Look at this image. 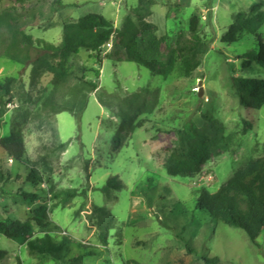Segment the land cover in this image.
Wrapping results in <instances>:
<instances>
[{"label": "rangeland", "instance_id": "obj_1", "mask_svg": "<svg viewBox=\"0 0 264 264\" xmlns=\"http://www.w3.org/2000/svg\"><path fill=\"white\" fill-rule=\"evenodd\" d=\"M261 1L32 0L19 4L0 0V13L12 11L16 19L12 27H0V83L13 78L10 94L0 90V139L22 127L31 159L42 172L48 167L53 170L52 185H33L28 181L30 169L1 151L0 221H31L35 238L48 233L68 247L63 258L55 260L0 235V251L6 252L0 264H18V258L22 264H216L208 262L216 258L221 260L217 264H264V235L259 237V249L243 230L216 223L196 207L202 190L218 192L237 171L264 158V107H240L232 88V76L264 78V66L255 63L250 70L242 66L248 51L264 60V25L257 36L245 34L235 44L221 41L237 15L249 14ZM141 4L146 20L156 25L162 39L164 61L172 51L176 53L177 66L168 78L134 62L108 59L112 40L99 54L101 67L95 54L82 49L68 63L69 81L55 89L53 74L41 62L42 47L29 46L20 38L25 33L58 46L64 24L93 13L121 28L125 17ZM193 17L197 18L195 32ZM197 42L201 51H208L199 67L188 70L186 60L200 59L193 50ZM99 71L100 89L89 94L79 80L94 81ZM99 95H104L109 108L100 103ZM85 96L88 106L81 122L70 112L54 115L45 106L54 97L57 107L78 110ZM213 123L223 125L225 131L211 159L194 177L168 175L163 150L177 145L178 136L157 132L155 126L188 132L192 127L209 130ZM118 132L121 140L115 149ZM62 142L68 144L64 149L59 146ZM112 177L123 188L107 196L101 188ZM71 188L87 194L67 203L54 199L55 191ZM23 193H35L40 200L27 201L20 196ZM40 205L50 210L51 226L46 231L33 221ZM94 205L117 219L108 248L98 239ZM91 250L97 254L75 260Z\"/></svg>", "mask_w": 264, "mask_h": 264}, {"label": "trees", "instance_id": "obj_2", "mask_svg": "<svg viewBox=\"0 0 264 264\" xmlns=\"http://www.w3.org/2000/svg\"><path fill=\"white\" fill-rule=\"evenodd\" d=\"M19 4H26L32 0H10ZM145 8L141 4L138 8L132 9L128 14L121 28H115L114 23L100 14H87L76 22H69L63 25V36L60 45L56 46L44 40H34L32 36L22 33L20 38L29 46H41L43 49L44 62L53 74V85L59 89L66 84L72 76L68 63L77 56L82 49L95 54L97 64L101 67L102 60L99 58L103 47L114 41L113 48L107 54V58L117 63L128 61L134 62L141 67L148 69L153 75L168 78L177 66V57L174 51L164 61L161 51L162 39L156 34L155 24L146 20ZM16 22L15 14L12 11L0 13V27H12ZM197 18L192 19V31H196ZM264 25V2L261 1L252 6L250 13H239L222 36V43L235 44L241 41L245 34L257 36ZM19 37V36H18ZM198 40V39H197ZM200 42L193 48L194 54H199L200 59L195 63L185 61L187 69L199 67L202 57L207 53L208 48L200 50ZM209 47V45H207ZM257 63L264 66L258 54L254 51L245 53L243 69L250 70ZM94 81L81 78L80 86L85 88L87 93H95L100 89V71L95 74ZM13 78L7 79L5 84L0 83V90L6 94L11 93ZM232 88L239 105L245 109L260 110L264 107V78H244L232 76ZM107 94V93H105ZM104 95H99L100 103L109 108ZM135 97L139 95L135 94ZM132 105V102L130 103ZM45 106L51 113L57 115L61 112H70L81 122L82 116L88 106V96L84 97L80 108H68L56 106L54 97L45 102ZM124 121L121 130L124 128ZM157 132L165 134L175 133L178 136L177 145L166 147L164 165L168 175L172 177H194L210 159L214 147L221 142L222 134L225 131L223 125L213 123L209 130L206 127H192L190 131L167 129L155 126ZM120 130V131H121ZM119 131V132H120ZM119 132L114 138L116 147L119 148ZM213 135V138L210 136ZM67 143H61L60 148H66ZM4 151L10 158L30 169L28 181L33 185H52V169L42 172L37 162L33 161L28 153L24 131L22 127L15 128L10 135L0 139V153ZM43 164H47L46 160ZM0 177L2 175L0 174ZM123 188V184L116 177L110 178L101 191L107 196L112 191ZM86 190L67 189L55 191L54 199H60L67 203L71 199L86 195ZM25 200L36 202L40 197L35 193L20 194ZM196 207L206 211L214 222L223 223L230 227L243 230L251 242L260 249L259 237L264 235V158L251 161L224 185L218 192L211 193L207 189L200 192ZM93 212L98 216V239L103 247L108 248L110 231L115 229L117 219L104 207L95 206ZM33 221L36 226L46 231L51 226L50 210L47 205L38 206L33 212ZM0 235L13 240L21 245H27L30 252L42 256H48L55 260H61L68 251L66 241H57L52 235L45 234L42 238H35V229L31 221L6 219L0 221ZM6 252L0 251V258L3 259ZM96 250L85 252L75 260L96 255ZM216 258L209 263H220ZM18 264H22L18 258ZM135 264H139L135 262Z\"/></svg>", "mask_w": 264, "mask_h": 264}, {"label": "water", "instance_id": "obj_3", "mask_svg": "<svg viewBox=\"0 0 264 264\" xmlns=\"http://www.w3.org/2000/svg\"><path fill=\"white\" fill-rule=\"evenodd\" d=\"M203 95V88H201L200 92H199V96L201 97Z\"/></svg>", "mask_w": 264, "mask_h": 264}, {"label": "built area", "instance_id": "obj_4", "mask_svg": "<svg viewBox=\"0 0 264 264\" xmlns=\"http://www.w3.org/2000/svg\"><path fill=\"white\" fill-rule=\"evenodd\" d=\"M11 161H13V160L11 159Z\"/></svg>", "mask_w": 264, "mask_h": 264}]
</instances>
